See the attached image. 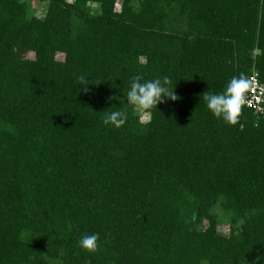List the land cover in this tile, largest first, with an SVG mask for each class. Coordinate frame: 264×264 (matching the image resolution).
<instances>
[{
    "label": "trees",
    "instance_id": "obj_1",
    "mask_svg": "<svg viewBox=\"0 0 264 264\" xmlns=\"http://www.w3.org/2000/svg\"><path fill=\"white\" fill-rule=\"evenodd\" d=\"M38 1L0 0V264H264V120L203 101L264 83V0ZM136 74L178 97L146 122Z\"/></svg>",
    "mask_w": 264,
    "mask_h": 264
},
{
    "label": "clouds",
    "instance_id": "obj_2",
    "mask_svg": "<svg viewBox=\"0 0 264 264\" xmlns=\"http://www.w3.org/2000/svg\"><path fill=\"white\" fill-rule=\"evenodd\" d=\"M170 84L171 81L168 76L144 79L140 74L133 75L129 80L125 100L138 114L150 112L158 103L178 99L173 89L170 88ZM251 87L252 82L243 76L233 77L228 82L224 92L219 94L205 93L203 101L215 117L222 119L227 124L235 125L245 103V94ZM248 106L251 107V103ZM127 116L128 110L126 108L105 112L103 123L119 128L125 124ZM77 245L82 250L95 252L98 248V234H82L77 241Z\"/></svg>",
    "mask_w": 264,
    "mask_h": 264
},
{
    "label": "built area",
    "instance_id": "obj_3",
    "mask_svg": "<svg viewBox=\"0 0 264 264\" xmlns=\"http://www.w3.org/2000/svg\"><path fill=\"white\" fill-rule=\"evenodd\" d=\"M250 81L252 82V87L245 94L246 99L244 105L255 110L264 120V83L260 81L257 71L252 73ZM249 103H251V107L248 106Z\"/></svg>",
    "mask_w": 264,
    "mask_h": 264
},
{
    "label": "rangeland",
    "instance_id": "obj_4",
    "mask_svg": "<svg viewBox=\"0 0 264 264\" xmlns=\"http://www.w3.org/2000/svg\"><path fill=\"white\" fill-rule=\"evenodd\" d=\"M31 4L32 9L34 10V12L40 16L44 13L45 9L47 8V3H42L39 2L38 0H26ZM34 54L33 52L29 53L28 57H32ZM58 58L62 59L63 56L61 54H58ZM141 119L142 121L146 122L149 119V114H147L146 112L141 114ZM221 228H223L224 231L228 232V227L225 225H222Z\"/></svg>",
    "mask_w": 264,
    "mask_h": 264
}]
</instances>
